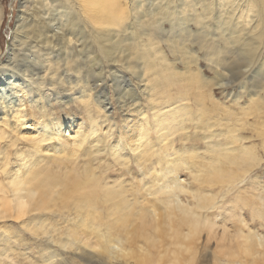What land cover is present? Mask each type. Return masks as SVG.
<instances>
[{
    "label": "bare ground",
    "instance_id": "bare-ground-1",
    "mask_svg": "<svg viewBox=\"0 0 264 264\" xmlns=\"http://www.w3.org/2000/svg\"><path fill=\"white\" fill-rule=\"evenodd\" d=\"M13 2L5 51L0 43V109L10 111L0 120V264H264V0ZM114 97L139 117L120 136L133 160L95 134ZM43 102L82 115L35 119L41 131L20 135V111L44 116ZM157 103L172 105L160 115ZM174 125L175 159L141 142L145 128ZM107 155L140 170L115 172ZM11 219L39 240L7 235Z\"/></svg>",
    "mask_w": 264,
    "mask_h": 264
},
{
    "label": "rangeland",
    "instance_id": "rangeland-1",
    "mask_svg": "<svg viewBox=\"0 0 264 264\" xmlns=\"http://www.w3.org/2000/svg\"><path fill=\"white\" fill-rule=\"evenodd\" d=\"M12 4V11H11V16L8 17L9 14V5ZM18 5L19 2H13L12 0H1V6H2V12H3V21L1 24V28H0V43H1V47L2 50L5 51L7 48V43L9 40V36H10V30L13 29L14 24H15V20H16V16H17V12H18ZM31 11V10H30ZM5 57V55L2 56V58L0 59V61ZM202 63V61H200ZM205 68V67H203ZM205 73V72H204ZM133 83H135L133 81ZM169 90H171L173 92V90L175 91V84L171 85L170 87H168ZM21 93H18L17 95H20ZM16 95V96H17ZM162 95V94H161ZM21 97V96H20ZM164 97H161L160 100H163ZM141 103H142V107L143 109H150L149 107H151V103H147V100L145 102L144 97H141ZM78 103V102H77ZM22 107H28V105H25L24 101L21 102ZM43 104H45V108L47 109V114L46 115H42V112L38 111V108L36 106H34L33 108L29 109V110H24L22 109L20 112L21 114L24 116L25 121H24V125L20 126L18 128V130L20 131V135L24 136V137H30L35 135V133H39V131H41V125H36L35 124V119L38 121V123H43V124H47L51 118L55 117L56 115L58 117H60L59 120H61V118H63V116H68L67 113H70L71 117H75L76 120L80 119V115L81 114V110L78 109H71L70 107H73L72 104L69 105V107H62V108H58V107H54L51 108L48 106L47 103L43 102ZM112 105L114 107V110L111 112V115L109 116V123L105 125V129H97L95 134L99 136L100 139V148L104 149L105 151H107L108 153H113L114 149L118 150L119 155L120 156H124V154L130 155V157L128 156L129 160H133L135 158V154H133L131 152V148L126 151H124L123 148V144L124 139L120 136H126L127 135V130L125 129V125L127 124L124 119H138L139 117L136 116V114L132 111H124L121 112L120 110H118V106L116 104V99L114 97L113 101H112ZM157 105V113H159L160 115H165L167 110L170 108L169 106H171L172 104H155ZM28 109V108H26ZM111 110V109H110ZM7 115L8 117L10 116V111H4L2 109H0V120H3V116ZM154 115V113H153ZM144 117L146 118L145 121H147V123H150L152 125H154V122L152 120V114H150V112L146 113L144 115ZM45 120V122L43 121ZM56 119H53L50 121V124H55ZM13 123V121L10 122L9 126H11ZM89 123V121H88ZM134 125L132 126V129L134 130ZM8 130V128H6ZM64 128H61V133L63 134V138L67 139L70 138L71 141V137H67V135H64L65 133H68V126L65 128V130H63ZM146 131H143V128L141 129L143 131V133H145V136L141 139V142L143 144L147 143V146L151 147V142L154 140H157L158 142V148H164V147H169L168 148V160L171 161L172 159H175V155L172 154V151H175V143H176V139H177V132L173 130H175V125L172 127V129L169 130H164L158 133V129H154L153 127H147L145 128ZM191 128H189L188 130H190ZM194 128L192 127L191 132H189L190 134H192V132L196 135V132L193 130ZM193 130V131H192ZM165 131V132H164ZM89 135L88 137L91 138V134L90 131H88ZM246 132V133H245ZM163 133V135L161 134ZM192 134V135H194ZM200 134V133H197ZM241 134L243 135H249L250 133L246 130H244V132H242ZM119 139V140H118ZM130 141L131 145L135 144L136 140L132 139V137H126L125 140ZM132 139V140H131ZM160 139H166V140H161V142H159ZM121 140V142H120ZM24 142V141H23ZM201 144V142H199ZM57 146L59 148H64L65 144L62 146H59L57 143ZM198 146H196L197 148ZM94 149V147L92 148ZM68 150V148L66 149V151ZM115 154V153H114ZM117 154V153H116ZM108 158L107 162H110V166L111 168L114 169L115 172H119L120 170H132L134 173L135 172H139L140 168L132 163H129L128 166H120L118 165L116 159H114L113 156L108 157V155L106 156ZM91 163L93 164L94 161L93 159L90 160ZM105 162V163H107ZM264 165L262 166V174H261V179H264ZM11 170L15 169V164H14V160L12 159L11 161V165L10 168ZM149 181V178H147ZM147 181V182H148ZM20 220H6L5 223H8V227H11L10 230L7 232V235H10L13 232H19L20 235H24L25 236V240L24 242H32L33 240H39V238H36L32 235L31 232L24 230L22 227H20L19 229V222ZM10 222L14 223L13 225H9ZM236 222V221H235ZM1 223V221H0ZM260 232V231H259ZM14 247H17V249H19V253L22 254L23 252V248L21 244H15ZM86 248V247H85ZM27 254L29 256V259L31 261L34 262H41V258L40 255L35 252L32 251L30 249H27ZM17 256H19V259L22 258V255L17 254ZM66 259H64V261L61 264H100L98 262V260L95 258H90L89 256H80L81 260H76V258H72L69 256L65 257ZM71 258V259H70ZM34 259V260H32ZM77 259H79V257H77ZM28 262L30 260L26 259ZM23 264H28V263H23ZM43 264H45V262H43ZM53 264H59V263H53Z\"/></svg>",
    "mask_w": 264,
    "mask_h": 264
}]
</instances>
